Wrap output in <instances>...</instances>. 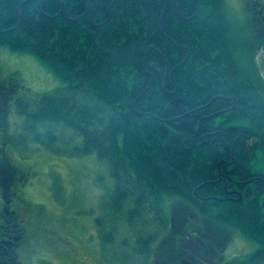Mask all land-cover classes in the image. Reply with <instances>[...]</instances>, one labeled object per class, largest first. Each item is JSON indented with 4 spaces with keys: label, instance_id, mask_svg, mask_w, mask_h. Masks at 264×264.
I'll list each match as a JSON object with an SVG mask.
<instances>
[{
    "label": "trees",
    "instance_id": "trees-1",
    "mask_svg": "<svg viewBox=\"0 0 264 264\" xmlns=\"http://www.w3.org/2000/svg\"><path fill=\"white\" fill-rule=\"evenodd\" d=\"M243 6L235 22L225 0H0V44L64 82L15 94L22 130L1 141L65 153L62 125L78 136L67 154L106 161L114 184L102 206L116 221L96 227L108 258L120 259L108 247L125 218L129 255L143 264H213L237 231L258 246L222 264H264V80L245 50L264 33V0ZM4 115L0 101L1 126ZM166 197L178 200L167 212ZM160 234L172 259L151 252ZM22 235L0 225V264H21ZM195 246L201 254L189 256Z\"/></svg>",
    "mask_w": 264,
    "mask_h": 264
},
{
    "label": "rangeland",
    "instance_id": "rangeland-1",
    "mask_svg": "<svg viewBox=\"0 0 264 264\" xmlns=\"http://www.w3.org/2000/svg\"><path fill=\"white\" fill-rule=\"evenodd\" d=\"M249 2L250 0H225L235 22L243 5ZM259 28L261 30V25ZM258 39L260 43L256 49L250 45L245 49L246 58L249 60V57L250 59L253 57L264 80V33L259 34ZM8 76L15 77L14 80L19 85H16L7 96L0 95L2 109H5V123L2 126L0 123V147L2 143L3 149L7 146L6 155L9 162L23 169L28 179L21 193L22 202L19 203V210L24 215L26 226L25 242L18 251L21 264H115L107 261V256L104 260L101 258V254L106 250H102L100 246L99 240L102 242V238L96 228L99 217L104 219V224L106 221L109 223L116 221L111 214L104 212L102 206L103 199L112 191L114 184L106 161L97 158L95 152L85 155L67 154L78 141V136H74L69 128L62 125L58 126L57 132H62L64 136L60 137L56 146L65 153L55 154L28 138L26 143L22 137L20 139L23 140L18 143L14 141L9 144L5 140L1 141L4 132L8 133L6 137L13 136V139L22 130L23 117L17 114L13 103L15 94H17L15 97L35 98L63 86L64 82L35 55L12 50L0 44V86L2 83L6 84ZM32 102L34 103L35 99ZM175 201L178 200L173 197L165 198L163 203L165 212L169 207L172 208ZM196 221L198 224L204 223L201 218H196ZM118 222L121 224L119 233L108 247V250L115 252V255H119L124 262L118 261L116 264H143L139 257L129 255L134 251L135 245L129 246L128 239L124 238L128 231L125 218ZM175 223L177 226V216ZM48 229H55L67 237L70 235L69 238L75 243L76 253L68 256L59 246L52 244L47 237ZM163 234L152 243V253L160 250ZM131 239L133 241L132 235ZM257 246L254 240L246 238L239 231L232 232L229 246L222 256L208 259L215 260L213 264H222L233 257H244ZM151 261L152 264L158 263L155 258Z\"/></svg>",
    "mask_w": 264,
    "mask_h": 264
},
{
    "label": "flooded vegetation",
    "instance_id": "flooded-vegetation-1",
    "mask_svg": "<svg viewBox=\"0 0 264 264\" xmlns=\"http://www.w3.org/2000/svg\"><path fill=\"white\" fill-rule=\"evenodd\" d=\"M257 12H258V19L261 22H263V26H264V7H260L257 10ZM6 81H7L6 84L3 85L2 83L0 87L6 89H13L16 88V85H19L16 84V81L11 76L6 77ZM1 167H6L5 171L10 176L11 179H10V184L8 185L7 188L8 190H6V188L3 189L0 186V222H4V224L0 223V225L3 227V229L8 231L11 229V226H14V228L15 226H17L18 230H22L23 235L19 242V247H21V245H23L25 242L24 235L26 231L25 230L26 226L24 224L25 223L24 215L19 210V203L22 202L21 193L24 189V185L28 181L26 179L23 182V179L25 177V172L23 171V169L11 165L5 152H2V149L0 150V168ZM68 236L71 238L70 235ZM47 237L52 244L59 246L60 249H62V251H64L66 255L71 256L70 254L73 255L74 253H76L77 250L75 243L69 237L64 236L63 234L59 233L57 230L48 229ZM200 244L203 245V242L200 241ZM227 246L223 249L225 250ZM192 250H194V252L188 254L189 256H191L192 254L194 255L196 253L201 254L199 246H195V248ZM175 254L176 252H175L174 244L173 245L169 244L168 247L166 246L160 247V250L158 252V257L161 256L162 258L170 257L172 259L173 255ZM182 261L184 263L188 262L187 260H183V259Z\"/></svg>",
    "mask_w": 264,
    "mask_h": 264
},
{
    "label": "bare ground",
    "instance_id": "bare-ground-1",
    "mask_svg": "<svg viewBox=\"0 0 264 264\" xmlns=\"http://www.w3.org/2000/svg\"><path fill=\"white\" fill-rule=\"evenodd\" d=\"M18 10V7L16 8V11ZM162 17V16H161ZM263 59V58H262ZM159 74H157V76H158ZM264 125V124H263ZM239 131V130H238ZM234 134V133H233ZM234 136V135H233ZM258 137V136H257ZM224 139V138H223ZM220 142V141H219ZM193 147V146H192ZM204 147V146H203ZM234 148V147H233ZM190 150V149H189ZM225 151V150H224ZM223 157V156H222ZM240 167V166H239ZM236 176H238V175H236ZM254 184V183H253ZM230 186V185H229ZM237 187V186H236ZM200 189V188H199ZM228 190H230L229 188H228ZM257 196V195H256ZM255 196V197H256Z\"/></svg>",
    "mask_w": 264,
    "mask_h": 264
},
{
    "label": "water",
    "instance_id": "water-1",
    "mask_svg": "<svg viewBox=\"0 0 264 264\" xmlns=\"http://www.w3.org/2000/svg\"><path fill=\"white\" fill-rule=\"evenodd\" d=\"M153 70H155V69L153 68Z\"/></svg>",
    "mask_w": 264,
    "mask_h": 264
}]
</instances>
